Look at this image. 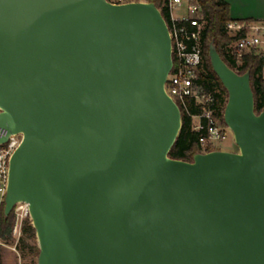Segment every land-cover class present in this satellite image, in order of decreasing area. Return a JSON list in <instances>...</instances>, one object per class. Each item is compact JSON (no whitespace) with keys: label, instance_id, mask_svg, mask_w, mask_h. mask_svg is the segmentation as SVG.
Listing matches in <instances>:
<instances>
[{"label":"water","instance_id":"obj_1","mask_svg":"<svg viewBox=\"0 0 264 264\" xmlns=\"http://www.w3.org/2000/svg\"><path fill=\"white\" fill-rule=\"evenodd\" d=\"M237 152L168 153L171 41L150 2L0 0L3 215L27 205L36 264H264V109L208 45Z\"/></svg>","mask_w":264,"mask_h":264},{"label":"built area","instance_id":"obj_2","mask_svg":"<svg viewBox=\"0 0 264 264\" xmlns=\"http://www.w3.org/2000/svg\"><path fill=\"white\" fill-rule=\"evenodd\" d=\"M109 2V1H108ZM146 2L145 0H111L112 4H126ZM168 13V23H166L171 41V57L175 59L173 66L166 77L164 84L165 93L189 115L187 102L193 100L196 104L206 105L212 102V96L203 91L196 84L197 75L201 67V54L199 48V37L202 29L200 23V9L195 0H165L162 4ZM179 11V15H174V11ZM160 11V10H159ZM264 25V18L260 23L251 22L242 24L231 20L226 24V30L230 35H235L243 28L248 29V33L233 42L228 48L231 56L239 59L243 53L253 52L254 55L262 56L264 73V51L260 46L264 41L259 37L260 30ZM213 111L204 107L198 116L192 117V129L200 133L198 144L202 152L207 146L214 147L216 142H221L225 137V130L212 116ZM204 119V124L201 120ZM6 131L0 129V137H4ZM20 135H10L7 142L0 145V209L6 191L8 162L11 154L19 145ZM14 223L12 236L18 239L20 235V224L28 218L27 205L18 203L13 208ZM0 240V246L2 245Z\"/></svg>","mask_w":264,"mask_h":264},{"label":"trees","instance_id":"obj_3","mask_svg":"<svg viewBox=\"0 0 264 264\" xmlns=\"http://www.w3.org/2000/svg\"><path fill=\"white\" fill-rule=\"evenodd\" d=\"M111 1V0H107ZM153 3L160 10L165 22L168 23L167 10L162 7L165 0H145ZM200 9V23L202 29L199 37V48L201 54V67L199 69L196 84L201 89L212 96V102L206 105L196 104L193 100L187 102L189 115L179 108L181 116V129L175 140L174 145L170 149L168 156L171 159L191 162L194 154L202 152L198 144V137L204 131L196 132L192 129V117L198 116L204 107L213 111V118L217 120L222 128H225L222 114L226 103V92L221 86L219 80L213 73L208 60V45L213 44L217 53L223 62L238 74L248 72L251 91L254 99V111L261 112L264 109V77L262 76L263 58L254 55L253 52L243 53L239 59L231 56V50L228 48L236 40L240 39L248 29L243 28L235 35H230L226 30V24L231 21L229 17V6L226 0H195ZM242 24L251 23L250 21H237ZM173 66L175 59L172 60ZM201 122L204 124L205 120ZM214 147L207 146L204 152L213 151ZM14 223V212H10L8 216L3 215V205L0 209V240L7 243L11 239L12 228ZM34 230L27 219L23 220L21 236L18 240V248L23 252L27 249L28 254L36 259L38 249L35 244L28 243L33 240ZM2 261V248L0 246V264Z\"/></svg>","mask_w":264,"mask_h":264},{"label":"rangeland","instance_id":"obj_4","mask_svg":"<svg viewBox=\"0 0 264 264\" xmlns=\"http://www.w3.org/2000/svg\"><path fill=\"white\" fill-rule=\"evenodd\" d=\"M174 15H179V11H174ZM225 137L221 142H216L214 144V150L226 151V152H237V148L234 144L233 137L228 128H224ZM29 221V219L27 218ZM30 223V221H29ZM23 222L20 224V235L18 239L13 237L11 234V239L7 243L1 245L2 248V261L1 264H36V259L28 254L27 249L23 252L18 248V240L21 236ZM28 243L35 244V237L33 240H28Z\"/></svg>","mask_w":264,"mask_h":264},{"label":"crops","instance_id":"obj_5","mask_svg":"<svg viewBox=\"0 0 264 264\" xmlns=\"http://www.w3.org/2000/svg\"><path fill=\"white\" fill-rule=\"evenodd\" d=\"M229 17L233 21H250L260 23L264 18V0H226ZM259 37L264 41V25ZM264 51V44L260 46ZM264 77V73L262 74Z\"/></svg>","mask_w":264,"mask_h":264}]
</instances>
